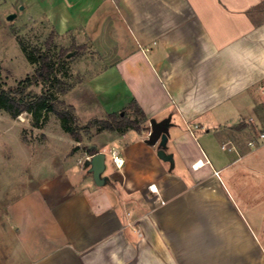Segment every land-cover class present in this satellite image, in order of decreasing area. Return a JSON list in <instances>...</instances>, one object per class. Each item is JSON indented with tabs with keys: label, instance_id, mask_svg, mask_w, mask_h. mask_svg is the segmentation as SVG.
<instances>
[{
	"label": "crops",
	"instance_id": "crops-1",
	"mask_svg": "<svg viewBox=\"0 0 264 264\" xmlns=\"http://www.w3.org/2000/svg\"><path fill=\"white\" fill-rule=\"evenodd\" d=\"M29 2L57 37L87 47L85 75L65 94L89 95L66 100L76 115L105 117L135 100L149 129L97 130L81 153L61 123L50 135L49 118L35 127L45 143H70L55 144L64 159L52 172L23 177L0 200V264H264V223L255 231L237 212L212 139L237 153V129L264 124V0ZM167 117L173 162L158 156L160 140L145 142L150 120ZM88 148L109 155L103 184Z\"/></svg>",
	"mask_w": 264,
	"mask_h": 264
},
{
	"label": "rangeland",
	"instance_id": "rangeland-1",
	"mask_svg": "<svg viewBox=\"0 0 264 264\" xmlns=\"http://www.w3.org/2000/svg\"><path fill=\"white\" fill-rule=\"evenodd\" d=\"M30 4L29 0H0V86L12 88L25 82L26 92L34 95L46 90L52 91L66 104L77 96L84 95L89 99V95L84 91L70 93L66 98L67 91L63 94L60 92L61 88L70 86L71 90L82 81L85 75L82 72L84 68L82 55L85 54L87 47L73 48L64 37H57L45 21L33 18L32 14L27 12ZM24 5L25 9L21 8ZM10 14H13V17L9 19ZM41 54L50 56L55 68V77L62 83L44 82L34 75ZM28 56H32L35 61H29ZM27 77L30 81L28 84L24 81ZM79 110L81 111L80 108ZM125 112L129 117L135 116L131 109ZM74 113L76 115L75 108ZM79 115H76L77 123L81 127L94 118H104L89 117L82 112H79ZM47 119L44 131L48 134L59 132L58 117L50 112ZM140 125H144V122ZM256 127L259 128L258 125L251 124L243 130L237 129L240 130L241 148L237 153H230L227 148L220 149V143L225 140L220 135L215 134L212 139L213 149L217 155L225 154L227 161L224 164L229 166L220 170L228 188L225 187L226 192L237 212L249 221L251 228L258 231V226L264 223V142L253 147L247 145V141L255 138ZM87 128L89 133L84 132L85 130L80 131L83 141L79 148L81 153H85L84 146L97 135V126ZM199 141L204 143L201 138ZM45 142V134L32 125V117L28 112H21L12 117L0 109V200L8 197L7 191H10V194L18 192L23 177L30 175L36 176L37 179L39 176H46L55 169L56 160L63 161L64 158L54 149L56 143L63 147L68 145L70 143L68 135L55 137L52 142ZM38 143L45 145L39 147L36 145ZM228 144L225 143V146ZM74 150L72 149L71 153L76 152ZM106 157L108 161L109 155Z\"/></svg>",
	"mask_w": 264,
	"mask_h": 264
},
{
	"label": "trees",
	"instance_id": "trees-1",
	"mask_svg": "<svg viewBox=\"0 0 264 264\" xmlns=\"http://www.w3.org/2000/svg\"><path fill=\"white\" fill-rule=\"evenodd\" d=\"M72 47L84 49L85 46L75 45ZM28 60L34 62L32 56H28ZM39 64L35 69V76L44 82L54 81V83H62L60 79L55 77V68L52 60L48 54H41L38 58ZM24 81L27 84L30 82L27 77ZM25 82L12 88H3L0 86V109L8 112L12 117H16L21 112H28L32 117V125L40 128L47 120L48 113L56 115L61 123V127L74 140L81 141L82 134L80 131L88 132L87 126H97L98 130H112L122 132L129 128L135 130L149 129L145 125H140L144 122L146 117L141 108L135 100H131L129 109L134 113V117H129L125 110L119 112H111L106 114L104 118H94L90 120L87 125L79 126L77 123V116L74 113L72 105L66 104L63 100L58 99L52 91H42L39 94H30L26 92ZM71 88H61L60 92L63 94ZM160 148H163L159 145ZM90 154L93 150L88 148Z\"/></svg>",
	"mask_w": 264,
	"mask_h": 264
},
{
	"label": "water",
	"instance_id": "water-1",
	"mask_svg": "<svg viewBox=\"0 0 264 264\" xmlns=\"http://www.w3.org/2000/svg\"><path fill=\"white\" fill-rule=\"evenodd\" d=\"M13 14L8 15V18H12ZM168 122L169 118H163L159 121L150 120V132L145 139V142L149 144H155L158 140L159 145L164 147L168 136ZM158 156L163 160L173 162V158L170 154H166L163 148H160L157 152ZM105 153L95 152L88 159L89 171L92 173L93 179L96 184H103L105 178L101 176V173L105 169Z\"/></svg>",
	"mask_w": 264,
	"mask_h": 264
},
{
	"label": "built area",
	"instance_id": "built-area-1",
	"mask_svg": "<svg viewBox=\"0 0 264 264\" xmlns=\"http://www.w3.org/2000/svg\"><path fill=\"white\" fill-rule=\"evenodd\" d=\"M187 127L189 130H192V128H196L197 126L188 124ZM254 131H255V138L253 140L248 141V145L251 147L255 146L257 143L264 142V124L262 126H259V128L256 127ZM111 159L116 167H120L123 164V158L120 155H112ZM149 188L152 191L157 192L156 188L153 185H150Z\"/></svg>",
	"mask_w": 264,
	"mask_h": 264
},
{
	"label": "bare ground",
	"instance_id": "bare-ground-1",
	"mask_svg": "<svg viewBox=\"0 0 264 264\" xmlns=\"http://www.w3.org/2000/svg\"><path fill=\"white\" fill-rule=\"evenodd\" d=\"M202 164V162L200 160H198L196 163H195V166L198 167Z\"/></svg>",
	"mask_w": 264,
	"mask_h": 264
}]
</instances>
